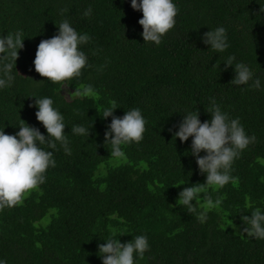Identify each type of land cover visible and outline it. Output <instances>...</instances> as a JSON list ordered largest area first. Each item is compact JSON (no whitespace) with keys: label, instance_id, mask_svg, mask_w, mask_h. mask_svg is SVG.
<instances>
[{"label":"trees","instance_id":"trees-1","mask_svg":"<svg viewBox=\"0 0 264 264\" xmlns=\"http://www.w3.org/2000/svg\"><path fill=\"white\" fill-rule=\"evenodd\" d=\"M174 3L176 24L157 46L143 43L142 13L130 0H0V37L24 38L15 62L12 50L0 54V76L8 65L14 76L11 87L0 90V129L14 135L23 120L47 136L29 105L31 96L49 97L64 116L71 148L67 155L57 143L45 182L22 203L0 210V258L7 264H101L99 237L121 235L124 243L141 234L150 248L136 264H264V240L243 233L241 219L264 209V0ZM89 6L92 15L85 18ZM64 19L90 37L80 46L87 65L79 77L52 83L33 61L38 44L56 35ZM220 26L229 47L216 53L201 38ZM228 56L260 78L261 90L251 81L231 83ZM89 85L86 97L72 93ZM210 99L255 137L222 188L202 185L206 176L189 154L192 138H173L182 113L193 107L201 122L211 119ZM113 102L114 116L139 108L146 120L143 139L123 145L121 157L104 143L111 117L100 116ZM74 124L90 129L89 137L72 134ZM186 186L201 189L192 203L206 213L203 222L177 205Z\"/></svg>","mask_w":264,"mask_h":264},{"label":"clouds","instance_id":"clouds-1","mask_svg":"<svg viewBox=\"0 0 264 264\" xmlns=\"http://www.w3.org/2000/svg\"><path fill=\"white\" fill-rule=\"evenodd\" d=\"M133 10L140 11L142 18L138 24L142 26L141 36L143 43L160 45L163 36L176 24L175 17L178 9L174 0H130ZM85 18H90L92 8L89 6L83 13ZM57 34L52 38L41 40L37 46L34 70L52 83L71 80L81 75V70L87 65V56L81 50V45L86 44L90 37L78 33L67 19L57 26ZM209 29V28H208ZM202 42L216 53L224 52L228 47L226 29L223 26L209 29L202 36ZM19 33L12 36L0 37V54L8 50L14 57L22 47ZM235 61L234 56H228L224 62L225 68L232 67L234 76L231 83L234 86L249 85L261 90V80L255 77L253 71L244 63ZM11 65L3 76H0V90L11 87L14 76L11 75ZM255 77V78H254ZM91 86L75 88L72 92L75 97H86L92 93ZM34 105L37 111L35 117L46 130L47 136L39 129L29 126L26 122L17 126L19 130L14 134H6L0 129V210L14 207L22 203L27 193L45 182V173L49 167L55 166L53 150L57 143L63 148L65 154H71L64 116L60 110L53 106L54 102L49 97L37 99ZM210 107L206 111L211 119L203 122L199 119V112L194 107L183 117L174 132L173 138H179L181 143L191 137L190 152L198 170L206 176L205 186L222 188L228 184L231 177L232 165L247 148L255 141L254 136L246 134L239 118H232L222 111L221 106L214 99L209 101ZM115 102L105 109L102 118L111 117V122L104 133V143H110L112 155L123 156L122 146L130 143H139L143 139L146 120L139 108H132L124 112L122 117L113 115L116 109ZM90 129L74 124L71 133L89 137ZM45 145V147H41ZM203 152L204 155H200ZM201 189L194 186L183 187L178 194L180 204L187 208L188 213H194L203 222L207 216L204 212H197L196 201ZM211 206V200H208ZM243 211V210H242ZM247 212V211H245ZM245 225L243 233L255 239L264 240V209L256 207L251 209L250 215L242 216ZM121 236V235H120ZM119 236V237H120ZM116 235H109L97 244V256L101 264H136V259H142L149 251V242L146 235L132 236L130 241L121 243ZM0 264H7L6 259L0 258Z\"/></svg>","mask_w":264,"mask_h":264},{"label":"rangeland","instance_id":"rangeland-1","mask_svg":"<svg viewBox=\"0 0 264 264\" xmlns=\"http://www.w3.org/2000/svg\"><path fill=\"white\" fill-rule=\"evenodd\" d=\"M66 88H67V87H66ZM66 88H64L65 92H67V89H68V88H67V89H66Z\"/></svg>","mask_w":264,"mask_h":264}]
</instances>
